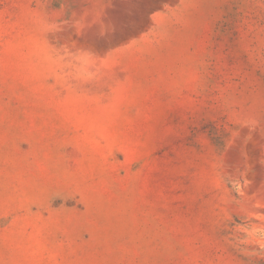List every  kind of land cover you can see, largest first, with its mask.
Here are the masks:
<instances>
[{
	"label": "rangeland",
	"instance_id": "374dc122",
	"mask_svg": "<svg viewBox=\"0 0 264 264\" xmlns=\"http://www.w3.org/2000/svg\"><path fill=\"white\" fill-rule=\"evenodd\" d=\"M0 264H264V0H0Z\"/></svg>",
	"mask_w": 264,
	"mask_h": 264
}]
</instances>
